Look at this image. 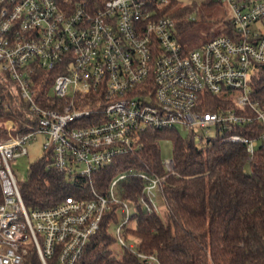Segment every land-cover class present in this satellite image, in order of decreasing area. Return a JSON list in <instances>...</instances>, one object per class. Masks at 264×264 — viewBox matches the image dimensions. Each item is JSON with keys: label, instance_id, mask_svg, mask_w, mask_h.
Segmentation results:
<instances>
[{"label": "built area", "instance_id": "2783aa9c", "mask_svg": "<svg viewBox=\"0 0 264 264\" xmlns=\"http://www.w3.org/2000/svg\"><path fill=\"white\" fill-rule=\"evenodd\" d=\"M172 1L185 5L0 0V81L6 83L0 94V264H34L32 249L37 264H77L113 206L116 242L161 264L155 254L137 250L126 228L134 225L136 205L150 215L162 212L166 179L176 174L173 158L163 159L164 174L130 168L105 192L92 189L89 197L69 195L28 210L11 161L28 154L37 134L44 138L47 168L70 179L91 177L138 152L150 130L182 126L200 146L221 137L245 145L248 160L264 145V105L252 98L253 77L264 65V0H216L229 6L233 29L191 49L180 42L176 19L164 12ZM195 11L187 20H196ZM215 96L236 108L208 110ZM255 121L263 126L261 137L237 131ZM133 178L143 181L136 202L121 195Z\"/></svg>", "mask_w": 264, "mask_h": 264}, {"label": "trees", "instance_id": "16d2710c", "mask_svg": "<svg viewBox=\"0 0 264 264\" xmlns=\"http://www.w3.org/2000/svg\"><path fill=\"white\" fill-rule=\"evenodd\" d=\"M103 1L90 0L98 4ZM215 4L216 0L205 2L207 7ZM196 6L184 8L172 1L164 12L177 19L182 33L194 27L187 15ZM208 17L206 13L203 16L205 21ZM232 29L228 23L218 33L210 32L207 40L229 34ZM5 88L6 83L0 81V94ZM252 88V98L264 105V65L253 77ZM226 108H236L235 103L219 96L208 99V110ZM3 115L0 106V117ZM237 131L250 139L259 138L263 126L255 121ZM163 138L173 141L176 174L166 179L162 193L165 207L160 214L150 215L136 205L134 225L126 228V235L135 237L137 250L155 254L161 264H264V145L261 142L248 160L245 145L221 137L200 146L192 136L183 137L177 129L150 130L138 152L117 157L91 177L75 179L54 168L48 169L46 160L40 158L31 165L28 179L20 183L24 203L28 210L42 209L57 205L69 195L89 197L92 189L105 192L114 177L130 168L164 174L160 148ZM142 186L139 178L130 179L125 189L120 190L122 198L136 202ZM118 219L117 206H113L77 264H150L124 248L120 256L113 253L111 247L116 238L111 228ZM30 258L37 264L33 249Z\"/></svg>", "mask_w": 264, "mask_h": 264}, {"label": "rangeland", "instance_id": "374dc122", "mask_svg": "<svg viewBox=\"0 0 264 264\" xmlns=\"http://www.w3.org/2000/svg\"><path fill=\"white\" fill-rule=\"evenodd\" d=\"M181 1L185 3L184 6L187 5V7H189L190 5L191 6L197 5L196 8L198 9V11L194 12V16L196 17V20L193 21L194 27H191L186 31H183L178 35L180 42L188 46V48L190 49L194 48L199 43L206 41L207 36L210 32L218 33L220 30H223L226 27V23H228L229 19L231 18V11L229 9V6L226 4H221L217 2V4H215V6L213 7H207L205 6L206 0H181ZM205 13L206 15H209V17L207 18L208 21H205L203 18ZM209 25H211V27L207 28ZM51 93L53 94V91ZM4 128H5V119L0 118V133L1 131L4 130ZM177 130L181 133L183 137L189 136V130H187L186 128L182 126H178ZM215 135L216 134L214 128L209 133V136L214 137ZM2 136H4L3 134L1 135V138L4 139V137ZM43 141H44L43 135L37 134L35 139H33L30 143L27 144L28 154L20 156L16 160L11 161L12 169L19 183L24 182L28 179L31 165L41 158V155L43 153ZM197 144L200 145L199 141L197 142ZM160 148H161V156L163 159L173 158L174 145H173V141L170 138L161 139ZM161 205L163 207L162 209H164L165 204L163 202V199H161ZM114 230H115V226L111 228L112 233ZM111 248L113 250V253L117 256H120L123 252L122 251L123 247L117 242Z\"/></svg>", "mask_w": 264, "mask_h": 264}]
</instances>
